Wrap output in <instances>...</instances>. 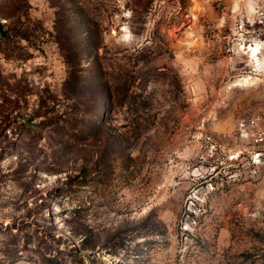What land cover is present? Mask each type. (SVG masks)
<instances>
[{
    "label": "rangeland",
    "instance_id": "1",
    "mask_svg": "<svg viewBox=\"0 0 264 264\" xmlns=\"http://www.w3.org/2000/svg\"><path fill=\"white\" fill-rule=\"evenodd\" d=\"M0 264H264V0H0Z\"/></svg>",
    "mask_w": 264,
    "mask_h": 264
}]
</instances>
